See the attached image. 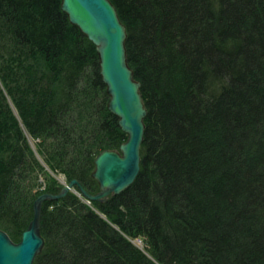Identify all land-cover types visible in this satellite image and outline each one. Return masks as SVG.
<instances>
[{"label":"trees","instance_id":"trees-1","mask_svg":"<svg viewBox=\"0 0 264 264\" xmlns=\"http://www.w3.org/2000/svg\"><path fill=\"white\" fill-rule=\"evenodd\" d=\"M108 1L145 107L138 172L103 200H44L32 264H264V0ZM60 3L0 0V229L14 242L34 198L61 187L44 167L95 193L93 158L126 138Z\"/></svg>","mask_w":264,"mask_h":264},{"label":"water","instance_id":"water-1","mask_svg":"<svg viewBox=\"0 0 264 264\" xmlns=\"http://www.w3.org/2000/svg\"><path fill=\"white\" fill-rule=\"evenodd\" d=\"M60 7L68 20L95 45L99 75L108 95L107 109L117 118L126 138L117 150L103 149L93 158L91 177L98 185L95 193L87 192L76 179H70L56 193L42 192L34 198L31 218L18 242L0 229V264H32L43 244L39 219L44 200H58L72 189L87 201L102 200L125 189L138 172L145 107L139 82L126 64L124 26L108 0H61Z\"/></svg>","mask_w":264,"mask_h":264},{"label":"rangeland","instance_id":"rangeland-1","mask_svg":"<svg viewBox=\"0 0 264 264\" xmlns=\"http://www.w3.org/2000/svg\"><path fill=\"white\" fill-rule=\"evenodd\" d=\"M28 141H29V145L31 147L32 150H34V143H35V140L34 139H31L28 137ZM44 170H45V173L47 174V176L53 178L57 183L58 185L62 186L63 183L65 182L64 180V176L61 172H53L51 170H49L48 168L44 167ZM45 175L42 174L40 176V178L38 180H41V188L42 186L44 185V182H45ZM73 193V192H72ZM75 194V193H74ZM76 195V194H75ZM77 196V195H76ZM262 221V220H261ZM259 222V220H258ZM136 245L140 246V242L139 241H135Z\"/></svg>","mask_w":264,"mask_h":264},{"label":"bare ground","instance_id":"bare-ground-1","mask_svg":"<svg viewBox=\"0 0 264 264\" xmlns=\"http://www.w3.org/2000/svg\"><path fill=\"white\" fill-rule=\"evenodd\" d=\"M76 27H77V26H76ZM77 28H78V27H77ZM80 32H81V31H80ZM81 33H82V32H81ZM82 34H83V33H82ZM83 35H84V34H83ZM84 36H85V35H84ZM87 39H88V38H87ZM88 40H89V39H88ZM89 41H90V40H89ZM94 46H95V45H94ZM108 195H109V194H108ZM63 197H64V196H63ZM104 198H105V197H104ZM104 198H103V199H104ZM60 199H61V198H60ZM103 199H102V200H103ZM58 200H59V199H58ZM54 201H57V200H54Z\"/></svg>","mask_w":264,"mask_h":264}]
</instances>
